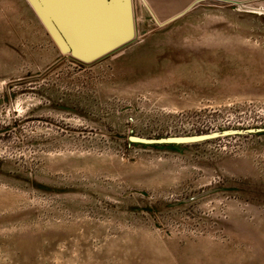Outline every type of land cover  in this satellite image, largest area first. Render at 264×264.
Wrapping results in <instances>:
<instances>
[{
  "label": "rangeland",
  "instance_id": "374dc122",
  "mask_svg": "<svg viewBox=\"0 0 264 264\" xmlns=\"http://www.w3.org/2000/svg\"><path fill=\"white\" fill-rule=\"evenodd\" d=\"M131 3L84 63L0 0V264H264V0Z\"/></svg>",
  "mask_w": 264,
  "mask_h": 264
},
{
  "label": "water",
  "instance_id": "95a60500",
  "mask_svg": "<svg viewBox=\"0 0 264 264\" xmlns=\"http://www.w3.org/2000/svg\"><path fill=\"white\" fill-rule=\"evenodd\" d=\"M63 54L94 62L131 42L135 36L131 0H27ZM214 135L180 137L191 143ZM130 141L152 143L130 137Z\"/></svg>",
  "mask_w": 264,
  "mask_h": 264
},
{
  "label": "crops",
  "instance_id": "0c3cea01",
  "mask_svg": "<svg viewBox=\"0 0 264 264\" xmlns=\"http://www.w3.org/2000/svg\"><path fill=\"white\" fill-rule=\"evenodd\" d=\"M146 1L149 3L151 7L153 6V10L155 9V13H165V14L172 13L173 15H179L185 9L188 8V6L190 5L192 1H196V0H185L183 2V5L179 3L178 5H168L165 2H160L161 0H146Z\"/></svg>",
  "mask_w": 264,
  "mask_h": 264
}]
</instances>
